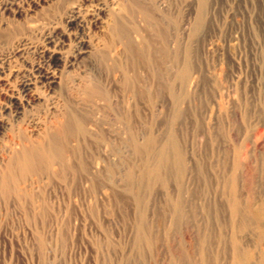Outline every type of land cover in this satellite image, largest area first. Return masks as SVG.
I'll list each match as a JSON object with an SVG mask.
<instances>
[{
  "label": "rangeland",
  "instance_id": "1",
  "mask_svg": "<svg viewBox=\"0 0 264 264\" xmlns=\"http://www.w3.org/2000/svg\"><path fill=\"white\" fill-rule=\"evenodd\" d=\"M72 4L79 15L69 25L65 10ZM113 18L132 40L130 54L111 36ZM54 30L64 31L65 52L81 38L91 51L65 70L57 68L59 84L42 85L36 66L45 65L41 51ZM0 32L24 35L0 58V75L6 78L0 82L1 170L12 154L9 148L18 152L25 144L28 117L43 116L50 96L84 100L75 90L94 85L108 95L81 104L87 135L58 137L61 148L78 151L68 157L72 167L41 165L18 175L7 192L0 190V264H202L206 221L212 229V264H233L230 241L236 233L261 253L264 0H0ZM124 67L135 80L131 87L121 75ZM79 79L90 86L78 85ZM24 80L33 83L39 101H25ZM11 95L21 100L20 114ZM124 111L131 113L136 136L122 153L116 133ZM148 142L143 151L134 146ZM106 148L112 149L109 161L99 155ZM178 152L179 168L166 164L159 178L145 173L160 154L172 159ZM96 163L99 171L89 169ZM233 184L241 214H248L246 229H238L241 216L229 211ZM178 199L186 215L177 225ZM205 204L209 217L201 209Z\"/></svg>",
  "mask_w": 264,
  "mask_h": 264
},
{
  "label": "bare ground",
  "instance_id": "2",
  "mask_svg": "<svg viewBox=\"0 0 264 264\" xmlns=\"http://www.w3.org/2000/svg\"><path fill=\"white\" fill-rule=\"evenodd\" d=\"M3 2V1H2ZM84 2V1H83ZM101 2V1H100ZM94 4V3H93ZM17 5V4H16ZM67 7V6H66ZM100 7V6H99ZM78 9L79 6L76 4L70 5L65 11H67L66 14V22L69 25H72L73 22L76 20L78 14ZM13 10V8H12ZM83 12V11H82ZM81 13V11H80ZM94 13L91 12V14ZM88 14V13H87ZM64 15V14H63ZM83 17V16H82ZM81 17V19H82ZM61 19V18H60ZM95 19V18H94ZM83 20V19H82ZM93 20V19H92ZM61 21V20H60ZM113 24L110 28L111 31V36L114 41L118 40V42L122 46L121 52H126L130 54L132 52V40L126 33L121 29V26L119 25V20L113 18ZM54 22V21H53ZM59 22V21H58ZM57 23V20H56ZM189 24V23H188ZM187 24V25H188ZM50 25V24H49ZM62 25V24H61ZM87 25V24H86ZM65 27V26H64ZM186 27V26H185ZM188 28V27H186ZM47 29V27H46ZM52 29V28H51ZM54 29V28H53ZM2 30V29H1ZM44 30V29H43ZM63 30V29H62ZM49 31V34L45 38V45L43 50L41 51L43 53L45 65H37L36 66V73L37 76H35L36 81L39 82L42 85H55L59 84V81L62 80L60 75L57 74V68L61 67V70H65L66 68L70 67L73 65L75 60H77L82 54L86 52L91 51V45L86 39H79L77 42V45H75L73 51L71 53H67L63 50V47L65 45L64 43V31ZM185 30V29H184ZM67 31V30H66ZM1 33V32H0ZM46 33V32H45ZM71 33V32H70ZM3 34V33H2ZM0 35V58L4 56V49L8 47L10 44H17L19 45L20 41L23 40V36L18 37L19 35L15 34H10L5 36ZM47 34V33H46ZM76 35V34H75ZM87 37V36H86ZM27 38V37H26ZM43 38V37H42ZM66 41V40H65ZM68 42V41H67ZM73 43V42H72ZM22 44V43H21ZM34 45V44H33ZM12 46V45H11ZM9 46V47H11ZM27 46V45H26ZM15 47V46H14ZM68 47V46H67ZM21 48V47H20ZM70 48V47H69ZM22 50V49H21ZM6 51V50H5ZM18 51V50H17ZM36 51V50H35ZM22 52V51H21ZM6 55V54H5ZM6 57V56H5ZM2 59V58H1ZM41 60V59H40ZM3 61V60H2ZM27 61V60H26ZM189 61V60H188ZM32 63V62H31ZM39 63V62H38ZM188 63V62H186ZM21 65V64H20ZM33 68V67H32ZM177 68V67H176ZM122 69V68H121ZM188 69V68H187ZM9 71V70H8ZM177 71V70H176ZM185 71H189L186 70ZM184 71V72H185ZM33 73V72H32ZM121 75L126 82V86L129 85V87L132 86L134 82L131 80L130 76H128V70L124 67V69L121 70ZM188 73V72H187ZM176 74V72H175ZM185 74V73H184ZM10 75V74H8ZM23 75V74H22ZM35 75V74H34ZM33 75V76H34ZM0 75V82L4 79V77H1ZM62 76V75H61ZM64 76V75H63ZM7 77V76H6ZM121 77V76H120ZM119 77V79H120ZM8 78V77H7ZM24 78V77H23ZM21 78V79H23ZM113 78V77H112ZM134 78V77H133ZM116 77L114 79H111L112 81H115ZM118 80V79H117ZM116 80V81H117ZM111 81V82H112ZM133 82V83H132ZM137 82V81H136ZM14 83V82H13ZM77 83V82H76ZM88 83V82H87ZM5 84V83H4ZM32 82L28 81H23L21 85V93L22 96L24 97L25 101L30 104L33 103L34 101H39L40 96L33 94V90H31ZM110 84V83H109ZM113 84V83H112ZM15 85V84H14ZM64 85V84H63ZM78 85L82 86H90L89 84L86 85V82H83V80L78 81ZM114 85V84H113ZM38 86V85H37ZM20 87V86H19ZM36 87V86H35ZM39 87V86H38ZM78 87V86H77ZM174 87V86H173ZM12 88V87H11ZM14 88V87H13ZM82 88V87H81ZM103 88V87H102ZM79 89V88H78ZM132 89V88H131ZM134 89V88H133ZM169 89V88H168ZM173 89V88H172ZM9 90V89H7ZM16 90V89H15ZM19 91V92H20ZM65 92V90H63ZM72 91V90H71ZM76 94L79 92L80 95L84 94V97L88 102H92L93 104L97 103L96 99H105L108 95L106 90H102L101 86L99 87L94 85L89 87L88 89L85 88V90H75ZM62 92V91H61ZM4 94V93H3ZM67 94V93H64ZM63 94V95H64ZM62 95V94H61ZM62 95V96H63ZM79 95V94H78ZM45 96V95H44ZM76 96V95H75ZM9 97V96H8ZM49 97V96H48ZM79 97V96H77ZM71 97L67 95L61 97L60 95H54L50 96V100L48 104H45L47 108L43 111V116H38V115H30L27 119V125L29 127L28 130V136L27 138L23 139L25 144L22 146L21 150L18 152H13L11 148L7 152L12 153L11 156L6 160L4 167L0 171V190L2 192H7L10 189V183L12 181L17 180V176L20 174H28L30 171H33L34 169H38L41 167V165H50V164H58L61 165L62 168H69L72 167L73 164L68 161V157L76 156L75 153H77V149H74L71 151L70 149H63L61 148V144H59V136L63 135L64 132L69 134L73 133H80L83 135H87V129H86V121L85 117L83 116L81 104H84V100L81 98L78 100L76 97L72 96L74 99H70ZM9 100L11 101L12 105L14 106L15 113L20 114L21 113V100L18 99V97H14L13 95L10 96ZM9 101V102H10ZM90 102V103H91ZM89 104V103H88ZM92 104V105H93ZM7 105V104H6ZM90 105V104H89ZM94 106V105H93ZM130 106V105H129ZM81 108V109H79ZM128 110V108H126ZM123 110V109H122ZM126 110V111H127ZM134 111V110H133ZM137 111V110H135ZM125 112V111H124ZM136 114V113H135ZM25 116V115H24ZM26 118V117H25ZM120 118V117H119ZM120 120V119H119ZM130 120H131V113L128 111L127 113L125 112L122 116V119L120 122L123 123V127L120 129L121 131H118L116 134L121 139V148H122V153L124 151L126 152L127 147L129 142L136 136L135 133L132 132L130 129ZM91 123V122H90ZM89 130V129H88ZM139 132V131H138ZM116 134H110L109 136H115ZM139 134V133H138ZM108 138V137H107ZM106 138V139H107ZM22 140V141H23ZM115 140V139H114ZM137 140V139H136ZM106 141V140H105ZM109 141V140H108ZM150 141V139H149ZM154 141V140H153ZM134 142V141H131ZM151 142V141H150ZM107 143V142H106ZM110 143V141H109ZM13 144V143H12ZM108 144V143H107ZM106 144V145H107ZM113 144V143H112ZM151 143H147L146 146H140V145H134L137 151H143L144 149H148L149 145ZM20 145V144H19ZM80 146V145H79ZM105 146V145H104ZM109 146V145H107ZM110 147V146H109ZM115 147V146H114ZM120 147V146H119ZM117 148V147H116ZM112 150L111 148H106L102 149L101 153L99 154L100 156L103 157V159H107L109 157L110 151ZM116 151V149H115ZM99 153V152H98ZM5 154V153H4ZM3 154V156H4ZM113 155V154H111ZM2 156V155H1ZM99 156V158H100ZM6 157V156H5ZM5 158H2L1 164L3 163ZM102 159V158H101ZM108 160V159H107ZM105 161V160H104ZM103 161V162H104ZM109 161V160H108ZM125 161V160H124ZM123 162V161H122ZM183 163V162H182ZM0 164V165H1ZM102 164V162H101ZM123 164V163H122ZM166 164H173L176 165V168H179L181 166V157L178 152L177 157H173L170 159V156L167 154L159 155L157 160L152 163L148 164L146 172L151 178H159L162 175V168ZM3 165V164H2ZM1 165V166H2ZM114 165V164H113ZM0 166V167H1ZM122 166V165H120ZM110 169H112V165L109 166ZM118 167V165H117ZM123 167V166H122ZM114 168V167H113ZM182 168V167H181ZM89 169H93V171H99V167L97 166V163L95 165H91ZM95 169V170H94ZM179 170V169H178ZM177 172V171H176ZM178 174V173H177ZM234 174V172H233ZM176 175V174H175ZM235 175V174H234ZM233 176V175H232ZM146 177V176H145ZM163 177V176H162ZM150 178V179H151ZM232 178V177H231ZM230 178V179H231ZM234 180V178H233ZM233 182V181H232ZM234 183V182H233ZM236 183V182H235ZM235 184L231 186V191L232 195L230 197V213L234 217L241 216V220L239 221L238 229H246L248 226V219L247 215L243 216L241 214V207H240V202L238 198V194H236L235 190ZM13 187V186H12ZM238 187V186H237ZM236 187V188H237ZM208 188V187H206ZM200 189V188H199ZM203 189V188H202ZM203 192V191H202ZM213 194V193H212ZM230 194V193H229ZM198 197V196H197ZM202 199V198H201ZM200 199V200H201ZM206 199V198H205ZM184 200V199H183ZM204 200V199H203ZM208 202V201H207ZM229 202V201H228ZM187 203V202H186ZM217 204V203H215ZM228 204V203H227ZM192 206V205H191ZM212 206V204H211ZM215 208V205L214 207ZM217 208V207H216ZM222 208V207H221ZM220 208V209H221ZM228 208V207H227ZM201 209L203 213L206 215V217L210 216V206L205 204L201 205ZM229 209V208H228ZM189 210H194V208H190ZM195 211V210H194ZM247 211V210H246ZM173 212L175 214V220L174 224L179 223L183 219V216L186 215V209L184 208V203H182L181 200H177L174 205H173ZM243 212V211H242ZM258 212V211H257ZM250 213V212H248ZM263 213V212H262ZM195 214V213H194ZM241 214V215H240ZM253 214V213H252ZM255 214V213H254ZM214 215V214H213ZM219 216V215H218ZM224 216V215H223ZM194 217V216H193ZM232 217V218H233ZM231 218V219H232ZM238 218V219H239ZM224 219V218H223ZM230 219V218H229ZM236 219V218H235ZM172 220V219H171ZM222 221V220H221ZM234 221V220H233ZM182 222V221H181ZM180 222V223H181ZM185 222V221H184ZM236 222V221H235ZM172 223V222H171ZM224 223V222H223ZM233 223V222H232ZM231 223V224H232ZM173 224V223H172ZM226 224V223H225ZM259 224V225H258ZM258 227L260 229V233H262V236H264V222L258 223ZM173 226V225H172ZM175 226V225H174ZM179 227V226H178ZM249 227V226H248ZM180 228V227H179ZM183 228V227H182ZM219 228V227H218ZM211 229V226H208V221L204 223V229H203V234H202V239H201V248L199 250V256L202 264H212V258L209 257V247L211 245L209 244V237L208 236V231ZM164 231V230H163ZM185 231V230H184ZM212 231V229H211ZM165 232V231H164ZM214 232V231H213ZM223 232V231H221ZM247 232V231H246ZM244 233V232H243ZM259 233V236L261 237V234ZM164 234V233H163ZM183 234V233H182ZM198 234V232H197ZM200 234V233H199ZM215 234V233H214ZM229 234V233H228ZM237 234V233H236ZM233 235L231 239V262L233 264H262V261H264V249L261 251L260 254L251 248V245L248 243H244L243 240H241L237 235ZM187 235V234H186ZM165 236V235H164ZM214 236V235H213ZM259 237V238H260ZM167 238V236H166ZM175 238V237H174ZM179 238V237H178ZM262 238V237H261ZM230 240V238H229ZM257 240V239H256ZM198 241V240H197ZM211 241V239H210ZM222 241V240H221ZM220 241V243H221ZM42 242V241H41ZM214 242V241H213ZM229 242V243H230ZM44 244V243H43ZM169 244V243H168ZM41 245V244H40ZM167 245V244H166ZM210 245V246H209ZM254 245V244H253ZM170 246V244H169ZM198 246V245H197ZM173 247V246H172ZM187 247V246H186ZM253 247V246H252ZM41 248V247H40ZM217 248V247H216ZM262 248V247H261ZM196 249V248H195ZM216 251V250H215ZM194 252V251H193ZM211 252V251H210ZM224 253V249L222 250ZM171 253V252H170ZM169 253V254H170ZM213 254V252H212ZM215 254V253H214ZM164 255V254H163ZM219 255V253H218ZM169 256V255H168ZM173 256V255H172ZM197 256V255H196ZM176 257V256H175ZM194 257V256H193ZM215 257V256H213ZM256 258L253 260V258ZM164 258V257H163ZM191 258V257H190ZM211 258V259H210ZM171 259V258H170ZM179 259V258H178ZM197 259V258H196ZM169 260V259H168ZM173 260V259H172ZM214 260V259H213ZM176 261V259H175ZM178 261V260H177ZM170 262V261H169ZM174 262V261H173ZM188 262V261H187ZM167 263V262H166ZM189 263V262H188ZM223 263V262H222ZM194 264V263H193ZM214 264V263H213ZM217 264V263H216ZM219 264V263H218Z\"/></svg>",
  "mask_w": 264,
  "mask_h": 264
}]
</instances>
